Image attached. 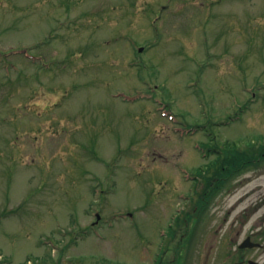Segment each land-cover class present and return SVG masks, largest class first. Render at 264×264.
Returning <instances> with one entry per match:
<instances>
[{
  "label": "rangeland",
  "instance_id": "rangeland-1",
  "mask_svg": "<svg viewBox=\"0 0 264 264\" xmlns=\"http://www.w3.org/2000/svg\"><path fill=\"white\" fill-rule=\"evenodd\" d=\"M179 205L159 264H264V0H0V264H150Z\"/></svg>",
  "mask_w": 264,
  "mask_h": 264
},
{
  "label": "flooded vegetation",
  "instance_id": "flooded-vegetation-1",
  "mask_svg": "<svg viewBox=\"0 0 264 264\" xmlns=\"http://www.w3.org/2000/svg\"><path fill=\"white\" fill-rule=\"evenodd\" d=\"M237 261L235 262H231V264H252L250 263V261H255L254 259H251L250 257L246 256L244 253H241L240 254V257L238 259H236ZM183 264L181 261H180V258H176V262L175 263H172V264ZM258 264H262L261 262L257 261ZM55 264H66L65 262H56ZM72 264H75V263H72ZM160 264H163L162 262H160Z\"/></svg>",
  "mask_w": 264,
  "mask_h": 264
},
{
  "label": "water",
  "instance_id": "water-1",
  "mask_svg": "<svg viewBox=\"0 0 264 264\" xmlns=\"http://www.w3.org/2000/svg\"><path fill=\"white\" fill-rule=\"evenodd\" d=\"M254 245H257V243H252L249 241V238H246L239 246L240 247H246V246H254Z\"/></svg>",
  "mask_w": 264,
  "mask_h": 264
},
{
  "label": "trees",
  "instance_id": "trees-1",
  "mask_svg": "<svg viewBox=\"0 0 264 264\" xmlns=\"http://www.w3.org/2000/svg\"><path fill=\"white\" fill-rule=\"evenodd\" d=\"M229 162H231L232 163V161H229ZM242 164H244V162H246L245 160L243 161V159L240 161ZM217 166H219V165H217ZM209 185H210V183H208Z\"/></svg>",
  "mask_w": 264,
  "mask_h": 264
}]
</instances>
